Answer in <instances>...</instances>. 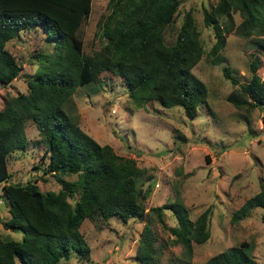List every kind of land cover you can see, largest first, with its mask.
<instances>
[{
  "label": "trees",
  "instance_id": "1",
  "mask_svg": "<svg viewBox=\"0 0 264 264\" xmlns=\"http://www.w3.org/2000/svg\"><path fill=\"white\" fill-rule=\"evenodd\" d=\"M91 1L0 0V86L9 85L22 70L6 49L21 31L39 27L55 46L53 52L31 55L38 67L27 81V92L7 96L0 109V184L8 212L2 227L22 234L17 240L9 231L0 232V264H61L72 255L87 259L90 247L80 231L85 219L100 228L114 216L123 222L148 216L144 203L151 186L137 200V179L143 169L110 145L99 144L63 109L77 87L111 72L123 79L133 101L146 92L147 100L165 107L178 105L189 119L196 117L198 106L206 100L207 87L192 72L204 50L191 14H186L171 40L166 38L180 0H109L98 22L104 43L99 50L85 53L78 32L89 17ZM235 14L240 17L238 24ZM203 22L215 37L211 54L222 49L231 32L264 50V0H217L204 11ZM257 68L256 62L250 63L249 80L227 94L228 102L236 107L264 106V81ZM224 75L237 84L227 68ZM28 119L45 145L40 178L44 181V174H51L60 185L58 190L41 191L36 178L11 182L7 157L26 148ZM261 121L264 126V113ZM69 175L76 177L69 180ZM255 207L264 209V185L233 212L230 221L244 218ZM163 209L176 215L178 225L165 227L173 234L171 243L180 244L185 254L192 252L191 242L209 239V208L194 221L187 219L178 202L152 209L159 221ZM150 222L147 218L138 240L140 264H160ZM250 251L251 245L241 241L202 264H258Z\"/></svg>",
  "mask_w": 264,
  "mask_h": 264
},
{
  "label": "rangeland",
  "instance_id": "2",
  "mask_svg": "<svg viewBox=\"0 0 264 264\" xmlns=\"http://www.w3.org/2000/svg\"><path fill=\"white\" fill-rule=\"evenodd\" d=\"M216 1L180 0L175 22L166 31V38L171 40L188 13L200 31L204 53L192 72L206 85L207 97L198 106L195 118L186 117L178 105L165 107L147 100L146 92L133 101L123 79L107 71L96 81L77 87L63 104L65 112L75 116L79 126L99 144L110 145L116 154L133 159L143 169L137 179V200L141 201L142 193L151 186L144 204L149 210L146 220L151 219L156 236L155 245L160 248V264H202L241 241L250 244L251 256L264 264V209L255 207L244 218L230 221L233 212L264 185V106L236 107L226 100L229 92L249 80L251 62L258 64L256 73L264 79V50L231 32L222 49L210 53L215 37L212 28L204 25L203 13ZM108 2L91 1L89 17L78 32L85 53L99 50L104 43L98 22L106 14ZM233 17L238 24L240 17ZM54 47L39 27L23 30L7 42L6 49L22 70L9 85L0 86V109L7 96L27 92V81L38 67L31 55L53 52ZM225 68L237 84L226 78ZM25 133L26 148L7 157L11 182L36 178L41 191L58 190L60 185L51 174H44V181L40 178L46 160L42 155L45 145L32 120L25 121ZM172 202L182 204L187 219L192 221L210 209L209 239L202 244L191 242L190 255L183 252L180 244L171 243L173 234L165 226L178 225L173 211L163 209L162 221L151 211ZM7 217L0 184V232L9 231L11 237L20 239V232L2 227ZM146 220L123 222L114 216L97 228V224L85 219L80 231L90 247L89 258L72 255L61 264H140L136 249Z\"/></svg>",
  "mask_w": 264,
  "mask_h": 264
},
{
  "label": "crops",
  "instance_id": "3",
  "mask_svg": "<svg viewBox=\"0 0 264 264\" xmlns=\"http://www.w3.org/2000/svg\"><path fill=\"white\" fill-rule=\"evenodd\" d=\"M260 77V76H259ZM261 78V77H260ZM262 81H264V79H261Z\"/></svg>",
  "mask_w": 264,
  "mask_h": 264
}]
</instances>
